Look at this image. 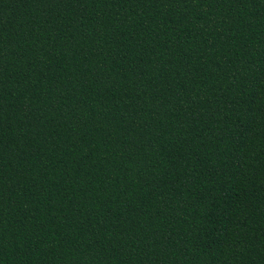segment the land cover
<instances>
[{"label": "trees", "instance_id": "obj_1", "mask_svg": "<svg viewBox=\"0 0 264 264\" xmlns=\"http://www.w3.org/2000/svg\"><path fill=\"white\" fill-rule=\"evenodd\" d=\"M0 264H264V0H0Z\"/></svg>", "mask_w": 264, "mask_h": 264}]
</instances>
